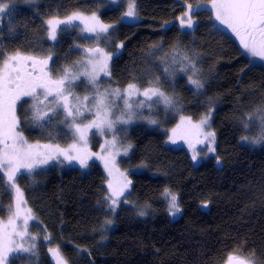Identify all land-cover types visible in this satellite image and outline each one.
Returning a JSON list of instances; mask_svg holds the SVG:
<instances>
[{
    "label": "trees",
    "instance_id": "1",
    "mask_svg": "<svg viewBox=\"0 0 264 264\" xmlns=\"http://www.w3.org/2000/svg\"><path fill=\"white\" fill-rule=\"evenodd\" d=\"M4 2L11 7L0 35L3 56L52 55L51 70L69 67L88 43L79 31L84 28L61 26L58 41L52 43L46 21L98 13L106 23L116 24L112 35L123 45L111 62L112 84L159 86L173 98L177 115L198 120L210 114L209 128L215 133V152L199 159L208 149L201 147L197 159L184 147L167 145L172 125L135 128L126 139L131 143L126 163L136 172L127 177L131 183L114 211L105 199L109 177L97 163L51 166L19 176L22 205L35 218L32 230L39 238H50L35 247V256H9L11 264H55L50 247H58L69 264H235L240 258L264 264V144L245 142L243 137L255 132L246 133L242 123L246 114L264 108V66L245 57L239 38L217 26L206 8L193 13L191 30L181 29L186 0H135V23L122 22L123 6H110L106 0ZM174 48L194 57L201 89L189 84L190 73L179 71L182 65L173 66L172 78L163 71L167 65L162 60ZM25 125L21 129L29 140L55 142L49 135L55 132L52 127L31 131ZM165 190L177 196L181 211L175 216ZM13 199L15 190L6 178L0 180V208L13 206ZM23 243L28 247L31 241L26 237Z\"/></svg>",
    "mask_w": 264,
    "mask_h": 264
},
{
    "label": "snow or ice",
    "instance_id": "2",
    "mask_svg": "<svg viewBox=\"0 0 264 264\" xmlns=\"http://www.w3.org/2000/svg\"><path fill=\"white\" fill-rule=\"evenodd\" d=\"M10 7V2L0 0V14L8 13ZM200 7L199 4L196 5L197 9ZM211 7L214 11L215 19L239 38L240 44L250 56L264 60V0H211ZM186 8L184 16L180 18V24L181 27L191 29L194 24L192 20L194 9L192 4L187 3V0ZM124 17L133 19L137 17L135 0H128V7L124 12ZM0 19H3L2 15H0ZM74 20L83 21L84 18L80 14L73 13L63 20L55 17L48 19L46 21L48 38L55 40L56 30L59 25L71 24ZM89 20L90 23L86 22V28L90 32L107 34L109 29L114 27L99 21L95 14ZM119 47H123V45L121 44ZM161 51L163 50L161 49ZM86 53L89 54L87 59L77 62L76 71L65 67L63 74L58 78H53L51 69H48V63L52 59L51 55L37 60L34 57H24L19 52L8 56L0 54V61H2V67H0V180L6 178L8 187L14 189L16 193L15 211L12 210L11 204L8 207V211L11 213L8 227L0 228V264H11L9 256L15 253L36 255V238L30 236L27 232L31 209H28L23 216L22 230L17 231V225L15 224V220L21 218L20 204L23 202L20 199L21 190L16 183L17 173H20L21 169H23L24 172L32 174L36 168L46 165L50 161L57 160L60 156L69 161L78 160L81 166L87 167L86 161L88 157L79 155L80 150L75 143L70 145V149L77 152L75 156L61 150L58 145L54 147L45 145V148L52 149L50 152L34 151V146L28 144L22 132L17 130L20 120L16 110L20 101L24 97L31 98V120L37 127L43 128L46 124H50L54 119H58L62 115L63 119L60 122L66 124L72 130L73 135L80 139H84L86 132L92 128H96L101 134L105 130L115 133L117 124H128L131 122L133 115H135L132 111H121L119 115L113 118L114 101L110 102L108 97L109 95L121 97L120 89L117 88L110 91L106 89L101 92L98 84L101 73L104 76L111 75L108 66L111 54L103 53L98 48L87 49ZM91 53H95V55H90ZM26 60H31L34 70L36 65L39 64V71L35 74L24 71ZM162 63L167 65L163 71L169 78L175 75L176 69L173 66L179 64L182 65L179 71L190 73L188 75L189 84L193 85L197 90L203 87L195 59L187 51L174 48L170 58L162 60ZM81 76L86 78L87 84L91 85L94 93L91 97L90 106L88 104L89 96H84L81 101V98L74 96L72 92L75 82ZM154 79L158 85L159 78L155 77ZM134 94L142 95L148 100L156 97V103H163L166 106L174 104L173 98L161 91L159 86L148 87L141 92L136 84L129 83L123 93L125 109H132V104L129 103L128 98ZM70 97L75 103H70ZM136 103L139 107L142 106L143 101H137ZM50 105H55V107H50ZM22 107L23 105H21ZM85 112L91 114V118L87 123H84ZM208 118H210V114ZM208 118L202 120L201 124H207ZM152 122L155 123V121ZM242 123L246 133L255 132V135H245L243 137L245 142L252 145L264 144V108H258L252 114H246ZM113 138L115 139V136ZM205 138L208 140L209 145L215 144L214 132L209 131ZM208 151L215 152V147H209ZM217 162L219 163V161ZM130 183V181H126L123 187L115 189L109 182L111 192L105 199L109 202L108 206L113 211L117 206L118 198L124 194ZM165 196L168 198L169 211L175 216L181 211L177 196L168 190H165ZM139 214L143 216L146 213L140 211ZM105 223L110 224L111 221L108 220ZM26 237L31 241L28 247L23 244ZM47 238L45 237V239ZM48 251L54 256L55 264H69V261L62 255L58 247H50ZM229 260L231 261L232 258L229 257ZM235 264H255V261L240 258L235 261Z\"/></svg>",
    "mask_w": 264,
    "mask_h": 264
},
{
    "label": "rangeland",
    "instance_id": "3",
    "mask_svg": "<svg viewBox=\"0 0 264 264\" xmlns=\"http://www.w3.org/2000/svg\"><path fill=\"white\" fill-rule=\"evenodd\" d=\"M108 1L110 6H117L121 5L124 8L123 14L121 16V21L125 23H135L139 21V15L137 14V17L135 19L133 18H127L124 17V12L127 10L128 7V0H106ZM200 5L201 7L199 9L196 8V5ZM193 6L194 12L198 11L202 8L209 9L212 14L214 21L216 22L217 26H220L222 29L227 31V33L231 34L232 36H235L234 33L231 32L230 29H226L224 26H222L219 21L215 19V14L214 11L211 7V1L207 3H198ZM136 5V2H135ZM187 10V8H186ZM185 10V11H186ZM137 12V10H136ZM185 13V12H184ZM82 15L84 20H74L71 24H61L56 30V39L51 40L49 39L52 43H56L59 38V32L61 30V26L64 25H72L76 24L84 28L83 33L81 30L80 33L82 34L83 40L87 41L88 43L85 46L84 44V51L77 55V57L74 59V62L69 66L73 71H76L77 68V62L83 61L87 59L88 53H86L87 49H101L103 53H110L111 54V60L109 61V70L111 67V62L113 58L117 55H119L122 51V47H119V45L122 44L121 41H118L115 39V36L112 35V29H109V33H98V32H90L86 28V22L90 23L89 18L95 14L96 17L99 19L104 24H109L103 21L98 13H77ZM184 16V15H183ZM123 17V18H122ZM66 19V18H64ZM63 20V19H60ZM193 20V17H192ZM194 22V20H193ZM167 24V23H166ZM113 25L114 27L116 24H110ZM168 25V24H167ZM179 27L184 30H191L187 27H181L180 20H179ZM194 27V24H193ZM242 52L247 57L251 63L253 64H260L264 66V60H261L259 57L253 58L250 56V54L243 48ZM24 57H34L37 60L39 59H44L47 56H36L32 54H27V53H20ZM90 55H95V53H91ZM52 57V55H51ZM53 59V57H52ZM52 59L48 63V69H51V62ZM26 68L24 71L27 72H33L35 74L36 72L39 71L40 65L37 64L35 70L32 67L31 60H26L25 61ZM67 66H60L57 69L58 70H51L53 78H58L63 74V69ZM47 70V69H46ZM99 90L101 92H104V90H113V89H120L121 92V97H113L109 95L108 100L114 101V106H113V118H115L116 115H119L121 111H132L135 113L133 115L132 120L128 124H117L116 131L115 133L105 130L103 134L98 132L96 128H92L91 130L86 132L85 138L80 139L79 137H76L73 135L72 130L69 129L66 124L61 123L60 121L63 119V116H59L58 119H54L50 124H46L45 127H52L55 132L50 133V137L55 141V142H38V141H31L29 140L28 134L21 129L22 124H26L31 131L33 129H41L40 127H37L35 124L32 123L31 120V98L29 97H24L23 100L20 101V103L17 105V116L20 120L19 128L17 129L18 131H21L24 138L27 140L28 144L34 146V151L37 152H50L52 151L51 148H45V145H50V146H56L58 145L61 150L67 151L69 155L75 156L77 155V152L70 149V145L76 144V147L80 150L79 155L88 157L87 158V164L92 162V163H97L101 165L104 170L107 173V176L109 177V182H111L113 188L115 189H120L125 185V182L127 181V177L131 174L136 172L132 167H129V165L126 163V160L129 158L128 157V150L131 148V143L129 142L130 136L132 131L137 128L140 125H145L149 128L154 126V124L167 126V125H172L168 127V133L169 136L167 138V145L173 148H180L184 147L188 150V152L192 155H194L197 159L199 158V154H201V151L198 152V150L201 147H213V145H209L208 140L205 138L206 134L212 130L209 128L210 127V121L211 119L208 117H204L202 119L194 120L190 116L186 115H177L178 112L174 105L171 106H166L163 103H156V97H153L152 100H148L142 95H132L129 97V103L132 104V109H125L124 104H123V93L124 90L127 87L121 88L114 86L112 84V79L111 75L110 76H104L103 73L100 74L99 77ZM137 88L142 92L146 87H139ZM162 91V90H161ZM72 92L74 96H79L81 98V101L83 100L84 96H89L90 100L88 102L89 106L91 105V97L94 95L93 90L91 85H88L86 82V78L84 76H81L79 80L75 82V86L72 88ZM164 92V91H163ZM51 99V98H49ZM27 101V103H25ZM70 103H75V101L72 100V98H69ZM137 101H143L142 106H137ZM47 103V102H45ZM21 105L23 107L21 108ZM50 107H55V105H50ZM83 110V109H82ZM91 118V114L85 112V118H84V123H87L88 120ZM208 118L207 124H201V121ZM161 120V121H160ZM152 121H155L153 123ZM79 122V121H78ZM26 127V128H27ZM44 127V128H45ZM175 130V131H174ZM115 136V139L113 138ZM62 140L63 142H60ZM192 155V156H193ZM210 157V151L205 150L203 152V155L199 159H206ZM107 164V166H106ZM51 166H57L60 168H70V167H77V168H83L81 164L78 162V160H67L64 159L63 156H60L57 160L50 161L48 164L43 165L41 167H38L35 169V171L39 170H45L48 167ZM23 174H28L24 172L23 169H21L20 173H17V179L19 176ZM17 183V182H16ZM18 185V183H17ZM128 186L124 191V194L127 193ZM111 192V189H110ZM124 194L122 196H124ZM118 198V203L117 206L115 207V210L120 207L121 204V197ZM20 199L24 203L22 194L20 196ZM20 204V210H21V219H23V216L25 213H27V208L24 207ZM15 205H16V199H13V206L12 210L15 211ZM11 218V213L8 211L6 207L0 208V228H7L8 227V222L9 219ZM19 219L15 220V224L17 225V231L22 230L21 225L22 221H18ZM31 222H35V218L31 216V218L28 221V226H27V232L29 233L30 236H33L36 238V246L42 242V245H46L48 243V239L50 238L49 235H44V237L39 238L40 234H38L36 231H33L31 227ZM33 226V225H32ZM29 227V228H28ZM35 227V226H34ZM34 232V233H33ZM45 237H48L45 239ZM18 239V238H17ZM24 244V243H23ZM55 261V258H54Z\"/></svg>",
    "mask_w": 264,
    "mask_h": 264
},
{
    "label": "flooded vegetation",
    "instance_id": "4",
    "mask_svg": "<svg viewBox=\"0 0 264 264\" xmlns=\"http://www.w3.org/2000/svg\"><path fill=\"white\" fill-rule=\"evenodd\" d=\"M3 19H0V35L5 33V14H0Z\"/></svg>",
    "mask_w": 264,
    "mask_h": 264
},
{
    "label": "water",
    "instance_id": "5",
    "mask_svg": "<svg viewBox=\"0 0 264 264\" xmlns=\"http://www.w3.org/2000/svg\"><path fill=\"white\" fill-rule=\"evenodd\" d=\"M220 164H217V168H219L220 166H219Z\"/></svg>",
    "mask_w": 264,
    "mask_h": 264
}]
</instances>
